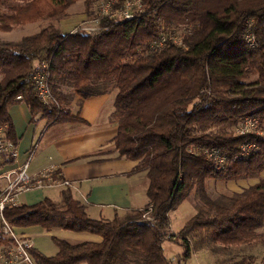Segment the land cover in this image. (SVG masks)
<instances>
[{
  "label": "trees",
  "instance_id": "trees-1",
  "mask_svg": "<svg viewBox=\"0 0 264 264\" xmlns=\"http://www.w3.org/2000/svg\"><path fill=\"white\" fill-rule=\"evenodd\" d=\"M88 8L108 0H0V31L43 19L59 21L78 2ZM144 14L132 21L102 18L103 30L63 33L53 26L20 42L0 41V125L18 140L11 106L25 104L47 126L84 123L70 110L72 95L87 99L118 90L114 120L120 158L139 162L149 180L148 206L114 220L93 219L69 190L60 202L8 209L20 232L90 234L101 241L73 244L53 237L58 252L36 249V264H187L194 244L233 247L260 239L264 227V179L228 202L210 200L207 180L257 179L264 173V0H143ZM176 35L184 47L162 36ZM51 63L52 92L61 110L42 104L32 78ZM253 82L247 83L251 78ZM21 97V99H18ZM246 119L257 132L238 134ZM217 151L221 164L205 151ZM197 188L210 206L176 233L171 216ZM165 242L182 248L170 260ZM3 243L0 234V244ZM223 264H247L243 259ZM264 264V257L262 259Z\"/></svg>",
  "mask_w": 264,
  "mask_h": 264
},
{
  "label": "crops",
  "instance_id": "crops-1",
  "mask_svg": "<svg viewBox=\"0 0 264 264\" xmlns=\"http://www.w3.org/2000/svg\"><path fill=\"white\" fill-rule=\"evenodd\" d=\"M117 96L118 90L87 99L72 95L70 110L73 115H79L84 123L50 126L46 123L39 135H36L37 118L31 122L32 117L28 115L25 104L28 117L26 126L23 125L24 131L18 130L11 115L20 147V162L38 144L30 172L37 173L49 166H57L63 178L70 182L67 188L50 190L58 194L57 199H50L60 202L62 192L69 190L86 207L88 215L97 220L123 218L128 213L145 209L149 204L146 172L136 171L139 162L120 158L116 150L118 123L113 117ZM34 229L43 234L44 230L39 227L30 228L25 233L32 238ZM49 233L73 244L101 241L90 234L67 231ZM57 252L58 248L55 254Z\"/></svg>",
  "mask_w": 264,
  "mask_h": 264
},
{
  "label": "built area",
  "instance_id": "built-area-1",
  "mask_svg": "<svg viewBox=\"0 0 264 264\" xmlns=\"http://www.w3.org/2000/svg\"><path fill=\"white\" fill-rule=\"evenodd\" d=\"M145 12L143 0H108L101 2V16L112 21H132L141 17ZM86 34L97 33L103 28L98 26L83 27ZM184 47L183 39L176 35L162 36L153 48H161L167 42ZM51 63L41 62L32 82L38 100L47 106L61 110V105L52 92ZM18 99H21L19 97ZM257 132L255 120L246 119L237 129L238 134ZM35 144L26 154L24 161L20 162V147L18 140H13L8 124L0 125V234L3 243L0 244V264H36L32 255L34 249L31 236L12 225L6 219V211L22 205V197L29 193H38L50 190H61L70 186V182L63 178L57 166H49L37 173H31L32 161L37 152ZM205 153L213 157L218 164L223 162L217 151L206 150Z\"/></svg>",
  "mask_w": 264,
  "mask_h": 264
},
{
  "label": "rangeland",
  "instance_id": "rangeland-1",
  "mask_svg": "<svg viewBox=\"0 0 264 264\" xmlns=\"http://www.w3.org/2000/svg\"><path fill=\"white\" fill-rule=\"evenodd\" d=\"M102 18L101 2H95L91 8H88L84 1H80L68 11L66 17L59 21L43 19L35 23L18 26L10 33H3L0 31V41L20 42L24 38L37 34L43 29L51 26L59 28L63 33H70L83 27L98 26ZM254 80L255 78L253 77L247 81V83L253 82ZM62 91L66 95H73L72 89L68 87H64ZM17 108L21 109L16 111ZM62 108L63 106L61 105V109ZM10 114L13 116L14 121H16L18 130L20 129V132L24 131L25 128L23 125L26 126L27 124V122L25 124L26 118L28 115L31 116L30 112L27 115L25 105L17 104L11 106ZM36 118V135H39L40 131L43 130L44 125H46L47 120L38 119V117ZM261 179H264V173L257 179H241L230 182L207 180L205 183V193L212 201L226 203L235 195L241 194L257 184ZM146 181L148 184V178ZM57 195V193L46 190L38 193H29L25 197H22L21 201L23 204L32 205L45 197L57 199ZM199 207L208 210L210 206L206 201L201 199L197 188H194L191 195L170 214L172 234L180 232L198 213ZM39 232L40 230L38 229L32 230L34 249L46 256L56 255L55 252L57 246L53 240L54 235L45 231H42L43 234H40ZM258 233L261 236L259 240L250 244L233 247H223L222 245L214 246L209 243L197 246V241L194 238H191V243L194 244L195 249L192 258L187 264H223L226 262H238L243 259L247 264H262V259L264 257V227L260 229ZM164 250L166 257L170 260H174L182 254V248L179 245L170 242H165Z\"/></svg>",
  "mask_w": 264,
  "mask_h": 264
}]
</instances>
